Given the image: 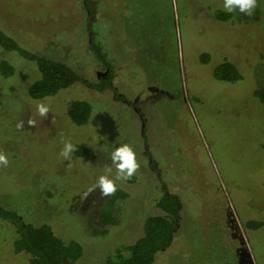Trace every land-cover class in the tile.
<instances>
[{
	"label": "rangeland",
	"instance_id": "rangeland-1",
	"mask_svg": "<svg viewBox=\"0 0 264 264\" xmlns=\"http://www.w3.org/2000/svg\"><path fill=\"white\" fill-rule=\"evenodd\" d=\"M92 1L93 24L85 0H0L4 33L86 81L32 99L37 66L0 47V61L15 69L11 78L0 73V151L9 159L0 166V207L26 223L50 224L66 243L78 241L77 264H105L118 247L142 238L147 218L163 214L157 201L164 183L183 209L172 245L153 264H264V225L247 226L264 222V103L254 95L264 90V0L251 17L224 11L223 0ZM88 27L114 65L121 100L90 86L106 71L89 49ZM225 61L240 80L215 76ZM74 100L92 106L86 125L68 118ZM39 102L49 107L47 117L38 114ZM65 141L87 153L64 160ZM123 144L140 168L116 182L130 195L116 205L120 224L96 236L91 227L106 197L89 189L101 175L115 177V168L106 171L108 156ZM17 236L0 217V264H29L14 250Z\"/></svg>",
	"mask_w": 264,
	"mask_h": 264
},
{
	"label": "trees",
	"instance_id": "trees-1",
	"mask_svg": "<svg viewBox=\"0 0 264 264\" xmlns=\"http://www.w3.org/2000/svg\"><path fill=\"white\" fill-rule=\"evenodd\" d=\"M88 10L89 23L97 20L98 5L95 1L85 0ZM224 19V14H221ZM229 19L230 14H226ZM91 26V25H90ZM91 40L89 49L96 59L106 70V75L98 83L90 86L99 92L112 89L118 99H123L112 85L115 79V70L108 55L104 53L98 41L97 31L88 27ZM0 47L8 52H14L21 57L34 62L39 71V77L28 87V95L32 99L42 100L56 96L60 91L73 86L75 83H86L72 68L66 64L44 57H38L34 53L24 49L19 43L0 29ZM208 61V60H207ZM0 73L4 78L14 76L15 69L6 59L0 61ZM215 76L223 81L235 82L242 78L238 68L232 63L225 61L215 70ZM254 95L264 103V90H257ZM92 114V106L83 100L72 101L67 110L68 118L77 126L86 125ZM75 154L78 156L87 153L86 148L75 147ZM153 167L155 165L153 164ZM115 195L106 197L97 213V227L93 226L92 234L103 236L120 224L116 213V205L121 200H126L130 195L127 190L117 184ZM162 195L157 201V207L163 212L162 215L151 216L145 220L144 235L134 244L120 246L116 251L107 257L105 264H153L156 254L168 249L174 240L175 232L181 221L183 203L177 194L172 193L166 184L161 186ZM0 217L12 222L17 230L18 236L14 241L16 253H23L29 256V264H77L82 256L81 244L72 240L64 242L54 232L50 224L35 226L24 222L14 212L7 211L0 207ZM264 225L262 221H250L247 226L254 230Z\"/></svg>",
	"mask_w": 264,
	"mask_h": 264
},
{
	"label": "clouds",
	"instance_id": "clouds-1",
	"mask_svg": "<svg viewBox=\"0 0 264 264\" xmlns=\"http://www.w3.org/2000/svg\"><path fill=\"white\" fill-rule=\"evenodd\" d=\"M223 10L229 13L239 11L240 13L251 17L258 7L257 0H223ZM37 112L41 117H47L49 107L44 102L37 104ZM29 126H35V121L28 119ZM25 122L21 120L17 125V129H23ZM77 149L70 141H65L59 155L66 161H71L72 153ZM108 159L111 161L110 166H106L108 173L115 168L116 174L114 178L109 175H101L93 188L89 189V193L99 190L101 198L110 197L117 192V181L130 180L139 170L140 165L137 162L136 153L129 144H123L111 151ZM8 156L0 151V166L8 167ZM70 166V165H69Z\"/></svg>",
	"mask_w": 264,
	"mask_h": 264
},
{
	"label": "crops",
	"instance_id": "crops-1",
	"mask_svg": "<svg viewBox=\"0 0 264 264\" xmlns=\"http://www.w3.org/2000/svg\"><path fill=\"white\" fill-rule=\"evenodd\" d=\"M106 71V70H105ZM117 76H115V78H116ZM114 82V81H113ZM112 85L114 86V84L112 83Z\"/></svg>",
	"mask_w": 264,
	"mask_h": 264
}]
</instances>
